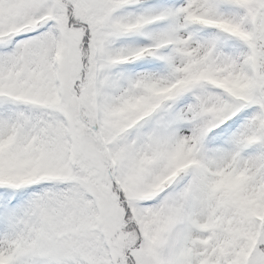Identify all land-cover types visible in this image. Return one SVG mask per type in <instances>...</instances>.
Returning a JSON list of instances; mask_svg holds the SVG:
<instances>
[{
  "label": "snow or ice",
  "instance_id": "obj_1",
  "mask_svg": "<svg viewBox=\"0 0 264 264\" xmlns=\"http://www.w3.org/2000/svg\"><path fill=\"white\" fill-rule=\"evenodd\" d=\"M0 264H264V0H0Z\"/></svg>",
  "mask_w": 264,
  "mask_h": 264
}]
</instances>
